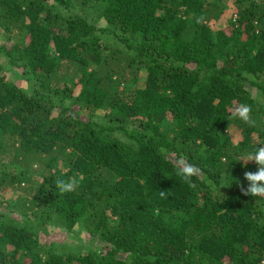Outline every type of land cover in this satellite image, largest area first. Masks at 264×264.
<instances>
[{
  "label": "trees",
  "instance_id": "trees-1",
  "mask_svg": "<svg viewBox=\"0 0 264 264\" xmlns=\"http://www.w3.org/2000/svg\"><path fill=\"white\" fill-rule=\"evenodd\" d=\"M260 146L264 0H0V264H264Z\"/></svg>",
  "mask_w": 264,
  "mask_h": 264
},
{
  "label": "clouds",
  "instance_id": "clouds-1",
  "mask_svg": "<svg viewBox=\"0 0 264 264\" xmlns=\"http://www.w3.org/2000/svg\"><path fill=\"white\" fill-rule=\"evenodd\" d=\"M232 118H237L247 124L249 127L255 126V121L252 118V107L248 104H239L234 107ZM245 166L248 162H255L257 165L256 171H246L244 179L247 181L245 188L241 184V192L245 196L264 198V146L255 149L254 152L249 153L248 158L243 160ZM196 169L193 166H188L181 169L180 175L189 184L190 187H195L192 182V177L195 175ZM55 187L59 194L74 192L79 187V179L76 177H69L68 179H56ZM161 197H166L167 192L160 191Z\"/></svg>",
  "mask_w": 264,
  "mask_h": 264
},
{
  "label": "rangeland",
  "instance_id": "rangeland-1",
  "mask_svg": "<svg viewBox=\"0 0 264 264\" xmlns=\"http://www.w3.org/2000/svg\"><path fill=\"white\" fill-rule=\"evenodd\" d=\"M226 21L224 20V23ZM11 77H14V74L11 75ZM57 232H52L51 235H57ZM65 239L69 242V243H73L76 245H79L80 243H82L83 249L85 250L86 248H88L89 246H93L94 244L98 243L96 241L91 242V236L89 234V232L85 231L84 229H80V230H76V231H72L69 234L64 236Z\"/></svg>",
  "mask_w": 264,
  "mask_h": 264
}]
</instances>
